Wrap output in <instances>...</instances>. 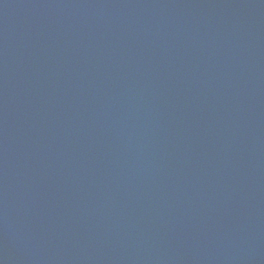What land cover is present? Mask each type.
I'll use <instances>...</instances> for the list:
<instances>
[{
	"label": "water",
	"instance_id": "95a60500",
	"mask_svg": "<svg viewBox=\"0 0 264 264\" xmlns=\"http://www.w3.org/2000/svg\"><path fill=\"white\" fill-rule=\"evenodd\" d=\"M0 264H264V0H0Z\"/></svg>",
	"mask_w": 264,
	"mask_h": 264
}]
</instances>
